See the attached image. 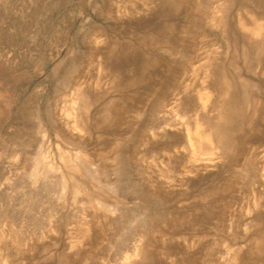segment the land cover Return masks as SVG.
Wrapping results in <instances>:
<instances>
[{
  "label": "rangeland",
  "instance_id": "374dc122",
  "mask_svg": "<svg viewBox=\"0 0 264 264\" xmlns=\"http://www.w3.org/2000/svg\"><path fill=\"white\" fill-rule=\"evenodd\" d=\"M0 264H264V0H0Z\"/></svg>",
  "mask_w": 264,
  "mask_h": 264
}]
</instances>
